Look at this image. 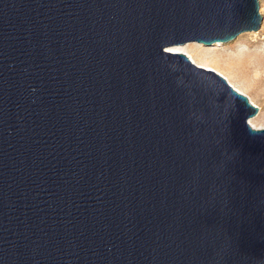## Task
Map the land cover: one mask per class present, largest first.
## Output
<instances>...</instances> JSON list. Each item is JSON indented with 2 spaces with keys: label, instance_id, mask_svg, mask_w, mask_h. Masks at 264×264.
Listing matches in <instances>:
<instances>
[{
  "label": "water",
  "instance_id": "95a60500",
  "mask_svg": "<svg viewBox=\"0 0 264 264\" xmlns=\"http://www.w3.org/2000/svg\"><path fill=\"white\" fill-rule=\"evenodd\" d=\"M259 0H0V264H264L259 108L170 47Z\"/></svg>",
  "mask_w": 264,
  "mask_h": 264
},
{
  "label": "rangeland",
  "instance_id": "374dc122",
  "mask_svg": "<svg viewBox=\"0 0 264 264\" xmlns=\"http://www.w3.org/2000/svg\"><path fill=\"white\" fill-rule=\"evenodd\" d=\"M260 13L262 15L261 26L257 31H248L239 34L234 40L224 45H204L196 41L187 42L196 48L195 52L208 57H217L225 60H236L242 54L257 55L261 57L264 67V0H259ZM238 75L246 77L243 84L247 94L264 102V81L260 82V74L256 73L257 67L253 64L236 66ZM239 78V77H238ZM240 79V78H239ZM243 81V80H242ZM242 84V83H240ZM264 114V104H261L258 113Z\"/></svg>",
  "mask_w": 264,
  "mask_h": 264
},
{
  "label": "bare ground",
  "instance_id": "6f19581e",
  "mask_svg": "<svg viewBox=\"0 0 264 264\" xmlns=\"http://www.w3.org/2000/svg\"><path fill=\"white\" fill-rule=\"evenodd\" d=\"M170 49L173 52L184 53L195 64L207 69H212L216 73L223 76L235 90H237L239 93L246 95L249 100L258 108L261 107V104H264L263 101L258 102L259 99H255L254 97L247 94V91L244 86L245 84H243L244 80L246 81V77H240V75H238V69L236 67L242 65L248 68V65L250 64H253L254 66L257 65V67L254 69L256 73L260 74L259 81L262 82L264 81V67H261V64L263 63L261 57L257 55L251 56L249 54H242L241 56L237 57L234 61L230 59L225 60L217 57H208L206 55L196 53V48L190 43L177 44L170 47ZM248 121L250 126L255 129L264 128V114H261L260 112L250 117Z\"/></svg>",
  "mask_w": 264,
  "mask_h": 264
}]
</instances>
